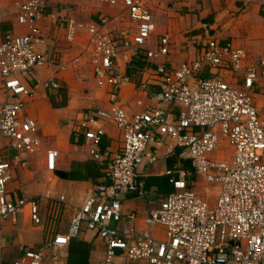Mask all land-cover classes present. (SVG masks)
Returning a JSON list of instances; mask_svg holds the SVG:
<instances>
[{"label":"built area","instance_id":"built-area-1","mask_svg":"<svg viewBox=\"0 0 264 264\" xmlns=\"http://www.w3.org/2000/svg\"><path fill=\"white\" fill-rule=\"evenodd\" d=\"M113 6L118 0H96ZM244 6L257 1L264 16V0H239ZM133 25L122 31L104 30L100 22L77 20L49 12L51 21L64 30L65 41L73 43L79 34L86 37L80 55L59 62L37 51L46 40L38 20L45 13V0H18L16 22L23 34L8 33L0 41V222L16 223L27 212L35 226L45 224L46 238L40 250L22 249L12 261L0 264H48L57 258L82 226L95 232L104 245L103 264H115L118 256L128 263L143 264H264V116L254 104V92L264 95V56L249 62L244 50L220 45L207 35L196 46V56L171 67L162 62L155 67L156 105L127 114L110 92L108 108H98L82 118L72 134L81 137L90 159L102 162L103 123L121 134L120 150L104 166L105 183L99 184L83 203L74 208L68 227L56 231L58 214L66 205L63 196L10 199L7 185L14 168L27 166L40 153L36 122L23 113V99L38 86L59 88L58 74L70 67L74 78L83 79L82 60L91 68L98 87L119 89L127 81L117 62L116 47L132 53L145 45L153 30L149 9L143 0H120ZM202 32L208 34V29ZM169 39L158 38L156 49L147 59L166 57ZM51 70L44 81L36 79L37 70ZM203 70L214 76H200ZM239 77L224 78V74ZM32 83V86L29 85ZM176 111V113H175ZM179 148L190 161L192 173L218 188L214 205L197 196L187 186L184 174L169 182L173 191L157 201L146 197L138 170L146 160H156L155 150L163 138ZM220 140L230 148L228 161L209 157ZM14 156L10 158L8 151ZM56 151H45L47 167L53 168ZM145 198V230L137 231L134 213H123L121 194ZM48 204L46 215L40 205ZM125 225L116 228L122 219ZM163 228L164 239L155 238L151 229ZM45 251L50 252L49 258ZM46 255V256H45Z\"/></svg>","mask_w":264,"mask_h":264},{"label":"crops","instance_id":"crops-1","mask_svg":"<svg viewBox=\"0 0 264 264\" xmlns=\"http://www.w3.org/2000/svg\"><path fill=\"white\" fill-rule=\"evenodd\" d=\"M18 0H0V41L8 33L23 34L26 30L15 19ZM45 13L38 20V25L46 40L37 51L54 57L59 62H68L81 54L86 37L79 34L73 43L65 41L64 30L55 25L48 16L49 12L71 16L77 20L100 22L105 20L104 30L122 31L130 28L127 12L120 0L113 6L100 4L96 0H45ZM151 13L153 30L149 39L137 53L124 50L119 44L117 62L127 81L119 89L108 86L98 87L94 83L91 68L82 60L83 79H76L70 67L58 74L59 88L45 89L38 86L33 94L23 99L24 116L36 122L37 135L40 139V153L29 158L27 166H16L13 178L7 185L10 199L63 196L66 205L58 214L56 231L64 232L68 227L74 208L80 206L99 184L105 183L104 166L108 159L115 156L121 147V134L111 124L103 123L104 135L101 139L102 162L90 159L82 146L81 137L72 132L78 123L98 108H108V95L115 92L117 104L132 114L156 105L155 67L162 62L171 67L183 61L193 59L198 51L196 43L207 35L214 37L220 45L257 55L263 52L258 38L264 33V16L257 1L243 5L239 0H143ZM208 29V34L202 32ZM167 36L169 53L166 57L147 59V51L156 49L158 38ZM257 41H255V40ZM244 51V52H245ZM49 67L37 70L36 79L44 81L50 72ZM214 71L203 70L202 77L214 76ZM228 74V73H226ZM224 78L229 80L228 75ZM230 75V74H229ZM229 78V79H228ZM32 86V83L29 84ZM254 104L259 114L264 116V95L254 92ZM176 113V111H175ZM155 150L156 160L141 164L138 173L143 180L146 197L160 201L173 191L169 182L178 173L184 174L187 186L198 197L214 205L218 188L207 184L201 177L192 173L190 161L179 148L172 145L166 137L159 145H150ZM56 151L52 169L47 167L45 151ZM212 155V153L210 154ZM12 158L14 152L8 151ZM211 157V156H210ZM123 213H134L133 226L137 231L145 230L143 220L147 214L145 198L133 193L118 196ZM48 204L43 201L40 214L44 218ZM123 218L116 228L125 225ZM45 224L35 226L26 213L16 223L0 222V236L3 238L2 258L12 262L22 255V249L31 247L40 250L45 241ZM152 235L164 239L163 228L155 226ZM49 258L50 252L45 251ZM45 255V256H46ZM104 245L95 232L82 226L77 238L60 250L55 260L48 264H103ZM115 264L128 263L123 256L115 259Z\"/></svg>","mask_w":264,"mask_h":264},{"label":"rangeland","instance_id":"rangeland-1","mask_svg":"<svg viewBox=\"0 0 264 264\" xmlns=\"http://www.w3.org/2000/svg\"><path fill=\"white\" fill-rule=\"evenodd\" d=\"M264 23V22H263ZM255 40V39H254ZM257 41V40H255ZM258 41H260L261 43V46L263 47V52L260 53V54H257V55H252L248 52H246L245 50V53L247 55V58H248V61L249 62H253V61H256L258 58L260 57H263L264 56V33L261 35V37L258 38ZM226 74V73H225ZM228 75L229 78H234V79H237V83L239 81V77L235 76V75H229V74H226ZM228 78V79H229ZM27 98V97H26ZM230 148L228 146V144L224 141V140H220L219 142V145L217 147V150L214 151L212 153V155H209V157L213 160H222V161H228L229 158H230Z\"/></svg>","mask_w":264,"mask_h":264}]
</instances>
